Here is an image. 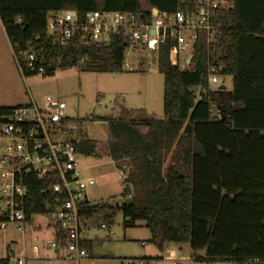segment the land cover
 Segmentation results:
<instances>
[{"label":"trees","instance_id":"obj_1","mask_svg":"<svg viewBox=\"0 0 264 264\" xmlns=\"http://www.w3.org/2000/svg\"><path fill=\"white\" fill-rule=\"evenodd\" d=\"M196 1L0 0V22L13 51L35 52L44 66L42 75L81 62L88 71L116 73L122 70L121 37L111 36L101 46L80 38L60 46L47 35L48 13L69 9L79 16L92 10L145 16L146 8L174 13L194 9ZM223 1L211 18L214 40L207 43L203 33L198 35L187 69L172 65L169 46H160L156 59L163 76V118L137 119L132 110L121 108L118 117L106 120V155L117 167L128 166L121 193L128 201L80 208L79 232L101 223L111 228L121 213L124 226L143 221L149 242L159 251L168 243H186L196 262L264 264V0ZM208 63L222 65L221 74L231 77L230 90L207 85ZM35 74L25 69L22 76ZM10 108L0 106V112ZM74 145L82 156H98L95 140L78 138ZM169 150L172 162L164 170ZM46 184L27 175L28 223L44 213L50 198ZM49 226L54 237L64 235L60 224ZM79 244L89 256L93 242L80 239ZM255 258L259 263L248 262Z\"/></svg>","mask_w":264,"mask_h":264},{"label":"built area","instance_id":"obj_2","mask_svg":"<svg viewBox=\"0 0 264 264\" xmlns=\"http://www.w3.org/2000/svg\"><path fill=\"white\" fill-rule=\"evenodd\" d=\"M220 4L223 5L224 1L197 0L194 9L174 13L150 7L144 10L145 16L142 13L100 10L87 11L79 16L75 10H55L47 15L46 32L60 46L74 38L101 46L107 44L111 36H119L125 43L122 67H128L126 57L133 52L156 56L160 46L167 44L170 63L187 69L198 35L203 33L207 43L214 40L211 18ZM15 24H21V21L16 19ZM12 56L21 75L25 69L43 74L44 66L37 61L33 50H12ZM140 60L147 68L144 58ZM221 71V64H207L206 79L210 88L224 87L226 76ZM64 109L65 104L59 98L46 96L43 109L30 99L27 104L0 112V228L14 225L18 231L24 232L28 223L24 210L26 178L35 174L45 179L44 190L50 196L45 200L42 215L48 217L50 223L60 224L65 231L60 238L52 235L47 246L57 256L78 262L88 256L79 244V210L93 204L86 195V189L95 181L82 177L83 167L78 162L82 155L76 150L73 139L60 134L65 120ZM117 168L122 180L126 179L128 166L122 164ZM100 228L112 233L104 223ZM31 250L36 254L39 249L33 246ZM168 255L173 254L168 252ZM5 258L7 262L0 259V264H24L21 256L13 259V263L11 255L2 259ZM248 262L259 263V260L249 259Z\"/></svg>","mask_w":264,"mask_h":264},{"label":"rangeland","instance_id":"obj_3","mask_svg":"<svg viewBox=\"0 0 264 264\" xmlns=\"http://www.w3.org/2000/svg\"><path fill=\"white\" fill-rule=\"evenodd\" d=\"M10 46L6 35L2 34L0 106L15 107L32 99L38 108L43 109L46 96L59 98L65 104L62 137L73 140L88 138L98 143L97 157L81 156L78 160L83 167L82 177L95 181L86 189L87 197L92 203L106 200L127 202L128 198L121 196L125 185L118 168L106 155L109 139L106 120L118 117L121 108L132 110L133 118L137 119L163 118V76L158 71L156 56L135 51L126 57L128 67H122L121 72L116 73L88 71L81 62L72 67L58 68L51 75L22 76L16 68ZM141 57L147 68L140 63ZM223 81L225 90H230L231 77L226 76ZM139 129L146 131L145 127ZM171 154L172 150L165 153L164 170L172 162ZM123 223L124 218L117 213L110 228L111 234L96 225L82 228L80 238L91 240L92 249L89 257L73 262L54 258L53 251L47 246L52 238L50 220L45 215L35 214L25 225L24 232L18 231L14 225L0 228V259L11 255V263L21 256L24 264H174L165 260L164 252L149 242L150 232L143 221L126 226ZM33 246L39 249L36 254L32 253ZM47 255H52L53 259ZM180 264L211 263L187 259Z\"/></svg>","mask_w":264,"mask_h":264},{"label":"crops","instance_id":"obj_4","mask_svg":"<svg viewBox=\"0 0 264 264\" xmlns=\"http://www.w3.org/2000/svg\"><path fill=\"white\" fill-rule=\"evenodd\" d=\"M2 32V33H1ZM2 34H5L4 32V29H3V26L0 22V39L2 37ZM7 38V37H6ZM8 40V39H7ZM11 48V46H10ZM12 51V50H11ZM26 104V103H25ZM52 232V230H51ZM80 233V232H79ZM53 235V233H52ZM184 246L181 247V245L179 243H168V244H165L164 245V249H163V252H164V259L165 260H168V261H172L174 264H180L181 261H186L187 259L189 260L190 259V248H189V245L188 244H183ZM185 249V250H184ZM169 252V254L171 255V253L173 255L171 256H167V253ZM33 253V252H32ZM54 256V258H56V260H59V259H63L59 256H57L55 253L52 254ZM52 255H47L48 257L52 256ZM197 255L198 256H204V251H199L197 252ZM56 256V257H55ZM89 257V256H87ZM51 259H53V257H50ZM86 258V257H85ZM161 258V257H160ZM147 259H150V258H147ZM162 259V258H161ZM67 260V259H65ZM191 260V259H190Z\"/></svg>","mask_w":264,"mask_h":264},{"label":"water","instance_id":"obj_5","mask_svg":"<svg viewBox=\"0 0 264 264\" xmlns=\"http://www.w3.org/2000/svg\"><path fill=\"white\" fill-rule=\"evenodd\" d=\"M211 226H209L208 231H210Z\"/></svg>","mask_w":264,"mask_h":264}]
</instances>
